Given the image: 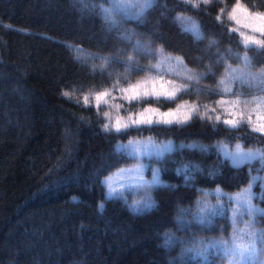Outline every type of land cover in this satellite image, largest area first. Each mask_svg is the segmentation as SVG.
Wrapping results in <instances>:
<instances>
[{
    "label": "trees",
    "instance_id": "1",
    "mask_svg": "<svg viewBox=\"0 0 264 264\" xmlns=\"http://www.w3.org/2000/svg\"><path fill=\"white\" fill-rule=\"evenodd\" d=\"M235 1H214L199 12L190 6L185 11L182 0H156L141 19L117 16V26L109 30L101 10L109 0H0V264H204L184 252L192 233L216 236L228 223L216 217L205 229L188 222L197 199L205 189L240 190L252 169L248 164L233 168L214 147L200 151L179 146L242 141L264 147L253 139L257 134L230 135L222 124L213 131L208 121L194 116L187 125L154 124L151 131L130 129V135L116 139L115 133L102 131L104 118L97 116L95 106L86 108L76 100L83 92L111 87L117 79L128 83L141 74L117 76L125 73L128 56L139 66L156 59L149 51L163 48L183 57L191 70L212 69L199 82L202 94L182 95L209 102L215 95L205 88L214 87L228 64H237L245 51L239 35L228 31L229 22L223 19L222 27L215 19L221 6ZM241 1L264 11V0ZM181 13L200 24L204 39L196 42L182 31ZM212 39L218 43L209 49ZM98 56L113 58L107 70L111 79L107 73L101 79ZM248 56L255 68H264V52L251 47ZM73 89L71 100L61 95ZM178 101L153 100L151 105L174 107ZM145 136L172 139L176 150L163 160L153 159L165 186L153 188L154 208L136 213L121 198L106 199L100 181L132 162L115 145ZM185 165L200 170L186 180L176 174ZM255 202L264 209V189ZM180 219L188 222L186 228L180 227ZM168 237L175 239L168 244Z\"/></svg>",
    "mask_w": 264,
    "mask_h": 264
},
{
    "label": "snow or ice",
    "instance_id": "2",
    "mask_svg": "<svg viewBox=\"0 0 264 264\" xmlns=\"http://www.w3.org/2000/svg\"><path fill=\"white\" fill-rule=\"evenodd\" d=\"M214 0H182V3L186 6L185 11L191 9H196L199 12H204L207 6L213 3ZM222 2V0H221ZM156 0H144L143 3H137L131 5L122 2V0H111L110 8H102V12L105 14L104 18L106 21H110L109 30L115 28L116 22L111 20L113 13L126 11L129 8L135 7L138 9L136 17L141 19L144 16L146 10L152 8ZM243 12L245 15L253 17L261 21L259 27H254L253 32H259L261 37H264V12H250L248 8L241 4V0H236L235 4L232 5L229 11L227 7L219 9V13L216 15L215 19L223 27L224 21L222 17L227 13L228 19L236 20L237 13ZM178 19H189V18H179ZM182 31L187 34H191L196 42L204 39V34L201 30L200 24L195 21L185 23L182 26ZM228 31H237L236 28H229ZM244 40L245 52L242 57L237 56L243 63L244 68L251 67V61L248 56V51L251 45H256L258 49L264 52V39L257 38L255 36H248L244 33H240ZM125 40L131 42L130 36L122 37ZM217 41L212 39L209 40V49L217 45ZM141 47L138 42L136 48ZM71 50V46H69ZM164 49L159 48L155 53L149 51L147 54L156 59L155 64H150L147 69L133 66V57L128 56L127 67L125 72L131 75L133 72H148L151 73L153 69L156 70V75H146L141 80H138L135 84L129 83L127 87H120V79H117L110 88H102L99 90L90 91L88 94L83 96V105L88 108L91 104V99L94 97L97 116L101 114V105L108 104L109 101L107 97H112L113 100L117 97L112 96L114 91H119L122 95L120 99L126 100L129 104L133 101L139 103L144 101L146 106L143 107L140 112H130L127 117V122L121 123L117 120L114 124L111 120L107 122L102 121V131L105 133H115L116 139H122L125 136L130 135V129L136 131H143L145 128L149 131L152 130L154 124H165L171 125L173 123L187 125L194 116H198L201 121H208L211 124L213 131H218L219 125L223 124L225 127L224 131H227L230 135L236 132H246L249 136L251 133H256L257 135L253 139L257 140L258 143L264 144V96H253L251 99H241V94L234 93L233 84L239 82L241 84L250 83L251 81L259 80L260 84H264V72L259 74H253L244 70L233 69L230 65L225 70V75L217 81L216 89H210L209 95L217 94L221 95V99L215 101V107L209 104H201L199 100H193L189 104L188 100H185L183 104H178L176 110L170 109L167 113H160L158 119H153L152 115L159 113L158 108L151 107V101L155 100L157 103L163 101H175L178 96L190 95L193 91L196 92L197 96L202 94L203 89L196 88L195 85L203 79H206L210 74H212V69L210 67L205 68L203 72H196L191 69H187L185 66L184 73H178L181 82L172 79L165 83H160L159 89H157L156 84L163 81V75H160V69L168 61L175 59L177 64L183 65V57H172L171 55L165 56ZM96 59L103 60L104 63L99 66V72L101 79H104V74L107 73V78L111 79L112 73L108 72V67L114 62L112 57H95ZM92 74L95 75L97 68L93 66ZM168 74V73H166ZM126 78V77H125ZM152 84L149 89L148 84ZM165 84L170 87L166 88ZM264 91V88L261 89ZM75 89L68 91H62L61 95L68 100L73 97V92ZM226 95H235V99L226 100L223 97ZM77 105L80 104V100H76ZM224 105L230 106V108L237 109V111L231 113V118L222 119V113L218 112V109ZM115 108L120 109L123 107L122 104L113 105ZM184 106H187V114L183 116L182 119H177L173 116L172 119H168L174 111H179ZM203 109V111H201ZM228 109H225L227 111ZM257 113L256 123L252 120V113ZM215 114V121H213V115ZM103 116L108 118L110 113L108 111L103 112ZM247 124L249 127L245 128L244 125ZM144 126V127H142ZM241 139V137H236ZM180 148L198 149L200 151H208L210 147L217 149L218 153L223 156L227 161H230L231 166L236 169H240L246 164H251L253 161H259L261 164V170H264V148H250L245 150L240 143L235 145L234 150H229L228 145L223 142H218L216 145L205 146L199 144H187L180 145ZM176 150V146L168 141L167 143H157L151 137L147 139H129L126 144L117 143L115 145V151L121 154L123 157L134 158L136 163L129 168L118 169L116 173L106 176L100 183L107 187L108 191L105 194L106 199L112 198H123L122 189L125 185L121 183L119 187L115 186L117 181L113 177H118L120 180H128L132 182V186L137 188L147 187H164L160 180V170L152 169V180L150 182L143 180V170L147 165L143 163L144 158H155L157 161L163 160L167 154L172 153ZM199 171L198 166H194L190 169L187 165L183 168H177V175H184L186 180L191 179V172ZM260 182L264 186V177L253 176L251 177L248 186L241 189L235 194L224 193L219 187L213 192H204L203 195L206 197L211 194L215 199L216 203L212 204L206 199H197L196 201V213L193 214V221L196 224L207 226L212 223L214 217H227L229 209H231L232 215L230 220L233 224V232L230 234L228 239H219L210 242L204 247L203 251H197L196 255L201 257L204 264H209L207 251L208 249H218L221 255V259H227L228 264H264V231H259L255 229L254 225L256 223L257 216H264V209L255 207L252 203L254 193L252 191L253 185ZM103 207V203L99 205ZM155 207V201L151 197H146L143 203L135 202V206L132 207V211L136 213H143L151 210ZM186 214V213H185ZM183 215V214H182ZM249 217L247 224H245L243 229L237 226L242 223L243 217ZM181 228H186L188 222L180 219L178 221ZM175 238L168 237L167 243L170 244ZM167 246V244H166Z\"/></svg>",
    "mask_w": 264,
    "mask_h": 264
},
{
    "label": "rangeland",
    "instance_id": "3",
    "mask_svg": "<svg viewBox=\"0 0 264 264\" xmlns=\"http://www.w3.org/2000/svg\"><path fill=\"white\" fill-rule=\"evenodd\" d=\"M214 1L221 3V0H214ZM122 2L131 4V5H135L137 3H143L144 0H122ZM235 2L232 3L230 6L224 4L220 8L227 7L228 10L230 11L232 5H234ZM110 4H111V0H109V3L106 6H103L102 8H110ZM241 4L244 5L246 8H248L242 1H241ZM137 11H138L137 8L132 7V8L127 9L126 11H120V12L113 13L112 16H111V20L115 21L117 16H123L124 18L131 17V16L136 17ZM249 11L250 12H264V11L252 10V9H249ZM218 13H219V10H218ZM177 17H179V18H189L187 20H185V19H177L179 21L180 25H182V26L185 23H189L191 21H195L192 17H190L188 15H185L183 13L178 14ZM222 19H224L227 22H229L231 28H236L237 29V31H234V32L239 35L240 41L243 44V46H244V40H243V37L241 36L240 33H244L245 35H248V36H255L257 38L264 39V37L260 36L259 32H253V30H252L254 27H259L260 24H261V21H259L256 18L247 16L243 12H238L237 13V19L239 20V23H237L236 20L228 19L227 13L224 14ZM251 47L258 49V47L256 45H251ZM244 52L245 51H243L240 54V57H242L244 55ZM84 53L85 52H81V53H79V55H82L84 57L93 56L92 54H89V53H85L84 54ZM163 54L165 56L171 55L173 58L174 57H179V56H176V55H173V54H168V53H163ZM82 56H79V57H82ZM158 58L159 57L157 56L156 59H158ZM156 59L150 60L149 62H146V63L143 62L141 65H139V67L147 69L150 64H155L156 63ZM249 59H250V57H249ZM250 61H251V59H250ZM103 63H104V61H103ZM229 65L233 69L244 70V71L251 72L253 74H259L261 72H264V68L263 67L255 68L254 64L252 62H251V67L250 68H244L243 63H242L241 60L237 64H228V66ZM134 66H137V65H134ZM185 66L186 65L184 64V62H183V65L177 64L175 59H173L171 61H168L165 65H163L161 67V69H160V75H163L164 79H163V81H160L159 83L156 84L157 89H159L160 83H165L168 80L175 79V80H177L178 83L181 82L180 77L177 74L178 73H184ZM187 69H189V68L187 67ZM225 70H224V73L220 76L219 79H221L225 75ZM166 73H168V74H166ZM127 75L128 74L126 72L125 73H119L118 72V74H117V76L119 78L120 77H127ZM146 75L155 76L156 75V70L153 69L151 73L141 72V74H139L136 78L132 79L128 83H125V84L120 83V87H127L129 83L135 84L138 80H141ZM232 86H233L234 93L241 94V99H251L253 96H264V91L261 90L262 88H264V84H260L259 80L251 81L250 83H244V84L236 82ZM147 87L150 89L152 87V84L151 83L148 84ZM165 87L168 88L170 86L165 84ZM195 87L196 88H200L201 87L200 83L196 84ZM216 87H217V84L214 87L205 88L206 89V93H209L210 89H216ZM108 88H110V87H108ZM88 93L89 92H83V93L79 94L77 97L79 98V100L81 102H83V96L85 94H88ZM121 95L122 94L119 91H114L112 93V96L117 97V99L113 100L111 96L107 97L109 103L101 105V114H102V116H103V112L104 111H108L110 113V116L108 118H105L103 116L104 122H107L108 120H111V122L114 124L117 120H120L121 123H125V122H127V117H128V114L130 112H140V111H142L143 107L146 106V105H142V101H140L139 103L133 101L131 104H129L126 100L120 99ZM214 95H215V97L212 98L209 102H204V103L200 102V103L201 104H209L210 106L215 107V101L221 99V95H217V94H214ZM177 96L179 97V98H177L179 101L175 104L174 107H165L163 104L151 105L152 108H158L159 109V113H155V114L149 113V114H146V115H152L153 119L162 118V117H160V113H167V112H169L170 109L176 110L177 105L178 104H183V102L185 100H188L189 104H191V102L193 101V100L185 99L181 94H177ZM223 98L226 99V100H232V99H235V95H226ZM194 100L202 101L203 99L199 97V98H196ZM115 104H122L123 107L120 108V109H117V108H115L113 106ZM91 105L96 107L94 97L91 99ZM225 109H228V110L225 111ZM201 111H203V109H201ZM235 111H237V109L230 108V106H228V105H224L223 107L218 109V112L222 113V119L231 118V113L235 112ZM186 114H187V106H184L179 111H174L173 114L170 115L167 118L168 119H172L173 116H174L177 119H182L183 116L186 115ZM210 114L213 115V121H215V114H212V113H210ZM252 120H253L254 123L258 122L257 121V113L256 112L252 113ZM244 126L247 127V128L249 127L247 124H245ZM149 137L150 136L132 137V138H129V139H147ZM129 139L124 140V141H119L118 143L126 144ZM152 139L155 142H157V143H161V142L167 143L168 141H171L174 144L172 139H164V140H156L154 138H152ZM221 142H223L226 145H228L229 150H234L235 145L237 143H240L245 150H248L250 148H264V147H261V146H244L242 141H236L234 143H228V142H225V141H221ZM175 146H176V144H175ZM221 157L223 158L222 155H221ZM153 159H155V158H152V159L144 158L143 159V163L145 165H147V167L144 168L143 173H142L144 181L150 182L152 180V169H154V168L159 169L158 168V164L155 161H153ZM135 163H136L135 159L132 158V162H130V163L126 164V165H123L119 169L129 168L132 165H134ZM229 163H230V161H229ZM248 165H249L250 169H252L251 170L250 179L253 176L264 177V170H261V164H260L259 161H253L251 164H248ZM117 170H115L114 172L110 173L109 175H112L113 173H116ZM109 175H107V176H109ZM113 178H114V180L117 181L115 186L119 187V185L121 183H123L125 185V188L122 189L123 198H121V199H123L124 201H126L128 203V206H129L130 209H132V207L135 206V202L143 203V201L146 199V197H151V199L154 200L153 199V195H152V190H153L154 187L145 186L143 188H137V187L132 186V182L131 181L120 180L118 177H113ZM160 180H161V182L163 184L161 176H160ZM249 181H248V183H249ZM248 183L244 187H242L241 189L247 187ZM257 186L259 187V190L255 189V187H257ZM105 188H106V193H107L108 189H107L106 186H105ZM217 188L218 187L213 188V189H205V190H203L201 196L199 197V199H206L210 203L215 204L216 203V199L211 194H209L208 196L205 197L203 195V193L204 192L211 193ZM263 189H264V186H262L260 182H257L256 184L253 185L252 191L254 193V196H253V199H252V203H253V205L255 207L260 208L257 205V203L255 202V199L257 197L261 196V192L263 191ZM240 190L233 191V192H226L224 190H222V191L224 193H228V194H235V193L239 192ZM260 209H262V208H260ZM196 211H197V208H196V205H195L194 209H193V212H191V217H190L191 220L188 221V222H191L193 220V214L196 213ZM231 215H232V212H231V209H229V211L227 213V217L228 218H226L227 219L226 222L228 223V228L223 233L220 232L216 236H212L211 235V236H208V237L205 236V233H201V232H200L201 234H198V232L192 233L193 239H189L188 240V243L186 244L184 252L186 254H188L191 258L196 259V260H198L200 262H203L201 260V257L196 255V252L197 251H203L204 247L207 246L212 241L219 240V239H228L229 238L230 234L233 232V224H232V222L230 220ZM187 217H189V214H187ZM262 217H264V216H257L256 217V223L254 225L255 229H257L259 231H264V227H263L264 225L263 226L261 225V218ZM215 219H216V217H214L212 219V223L214 222ZM248 219H249V217H247V216L243 217L242 223H240L237 227L240 228V229H243L245 224H247ZM184 221H186V220H184ZM212 223L207 225V226H203V225H200V226L202 228L207 229V228H209L210 225H212ZM192 230H194V229H191V231ZM194 231H196V230H194ZM196 235H198V236H196ZM201 235H204L205 237L204 236L201 237ZM206 254L208 256V262H213L214 264H228V260L227 259H221L222 253H220V251L218 249H208ZM261 259H264V256H262Z\"/></svg>",
    "mask_w": 264,
    "mask_h": 264
}]
</instances>
